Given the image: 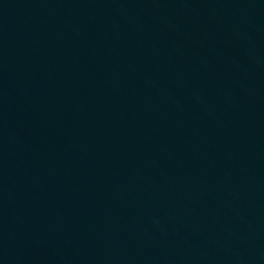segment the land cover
<instances>
[{
    "label": "water",
    "instance_id": "obj_1",
    "mask_svg": "<svg viewBox=\"0 0 264 264\" xmlns=\"http://www.w3.org/2000/svg\"><path fill=\"white\" fill-rule=\"evenodd\" d=\"M0 264H264V0H0Z\"/></svg>",
    "mask_w": 264,
    "mask_h": 264
}]
</instances>
